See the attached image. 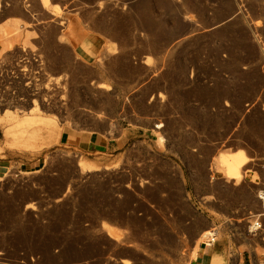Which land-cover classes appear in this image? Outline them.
Segmentation results:
<instances>
[{
    "label": "rangeland",
    "instance_id": "374dc122",
    "mask_svg": "<svg viewBox=\"0 0 264 264\" xmlns=\"http://www.w3.org/2000/svg\"><path fill=\"white\" fill-rule=\"evenodd\" d=\"M1 27L22 34L0 66L33 48L46 67L39 94L14 105L1 103L0 76V116L36 100L60 124L123 135L127 148L90 155L61 135L32 153L0 124V264H193L213 238L195 234L198 208L210 212L193 202L204 176L222 209L260 190L244 183L264 180V0H8ZM238 150L259 171L221 187L219 161ZM83 157L100 169L82 170ZM216 216L220 238L229 218Z\"/></svg>",
    "mask_w": 264,
    "mask_h": 264
},
{
    "label": "crops",
    "instance_id": "0c3cea01",
    "mask_svg": "<svg viewBox=\"0 0 264 264\" xmlns=\"http://www.w3.org/2000/svg\"><path fill=\"white\" fill-rule=\"evenodd\" d=\"M4 1L8 0H0V2ZM125 139L123 135L109 136L102 132L83 130L69 125H64L62 132L64 145L68 148L86 151L90 155L117 154L127 148ZM246 176L248 181H252L254 174L248 173ZM204 177L207 180L199 186L200 189L197 191L196 186L194 188L193 202L196 204L209 203L210 212L207 209L202 217L203 210L198 208L199 216H193L195 221L204 219L195 229L196 237L220 226L221 221L216 214L227 215L229 220L223 223L226 230L223 228V235L211 243L210 253L201 260L200 264H213L216 255L223 258L224 264H264V201L259 199L258 194H255L251 189L249 192L253 197L249 204L241 205L240 203L231 209H222L218 207V203L222 202L221 195L215 192L213 184L208 180V175L206 174ZM219 180L221 187L229 188L231 182L227 181L224 174ZM263 182L264 180L256 179L257 185L254 187H261ZM258 219L261 221L262 227L252 231L250 229L252 221ZM241 248L243 252L240 251ZM194 261L193 264H195Z\"/></svg>",
    "mask_w": 264,
    "mask_h": 264
},
{
    "label": "bare ground",
    "instance_id": "6f19581e",
    "mask_svg": "<svg viewBox=\"0 0 264 264\" xmlns=\"http://www.w3.org/2000/svg\"><path fill=\"white\" fill-rule=\"evenodd\" d=\"M42 4L44 6L49 5V0H42ZM14 27L18 26V21H15ZM22 34V28L12 29L11 28H0V53H7L12 50L16 43L20 40ZM31 46L30 35L26 36V39L23 41V51H27L26 47ZM29 52L31 54H26V57L29 58L32 55H36L34 57L39 58L40 63L46 67L45 58L42 54L38 53V51L30 48ZM35 107L28 110V113L18 115L14 110H5V112L0 116V124L6 127L5 136L10 146H19L27 148L32 153H40L45 148H50L53 146L56 141L61 138L64 125L60 124L53 115L44 114L40 107L38 108V102L36 100L33 101ZM42 112V113H40ZM163 124L157 125L158 128H161ZM81 169L86 171H93L100 169V166L97 162L92 161L89 158L83 157L80 160ZM220 167L224 170L221 172L224 174L225 178L228 182H232L235 180H239L241 177H245L246 172L259 171L258 166L255 163H250L247 159V155L244 151H234L229 152L228 155H223L221 160L219 161ZM248 181V179L246 180ZM251 182V181H248ZM244 183V182H243ZM235 184V183H234ZM237 185V184H236ZM246 185L256 186V185ZM264 186L260 187V190ZM259 190V191H260ZM258 191V192H259ZM258 194V193H257ZM259 197V196H258ZM260 199V198H259ZM264 201V200H262ZM261 224V221L258 219L255 221V224H251V230L260 229L258 228L257 223ZM103 227L108 231L111 237L115 236V229L112 225L104 224ZM253 227V228H252ZM255 230V231H256ZM214 234V235H213ZM217 233H214L212 230H208L201 234L200 239H205L207 237H212L203 244L198 245L192 255L194 257L195 264H200L201 260L205 259L211 251V243L214 242L217 238ZM198 239V240H200ZM215 239V240H213ZM213 264H224L223 258L220 255H216L214 258Z\"/></svg>",
    "mask_w": 264,
    "mask_h": 264
},
{
    "label": "built area",
    "instance_id": "2783aa9c",
    "mask_svg": "<svg viewBox=\"0 0 264 264\" xmlns=\"http://www.w3.org/2000/svg\"><path fill=\"white\" fill-rule=\"evenodd\" d=\"M36 55L29 58H23L13 64V59H7L3 66H0V76H2V86L4 91L1 93V103L14 105L31 100V96L39 94L38 84L44 72L43 65L40 63L39 58L35 59ZM39 81L33 83V81ZM40 84V83H39ZM31 86H34L31 88ZM264 186V184H263ZM261 200H264V187L258 192ZM258 228L261 224L257 223ZM256 229H253L255 231ZM215 240V239H213Z\"/></svg>",
    "mask_w": 264,
    "mask_h": 264
}]
</instances>
